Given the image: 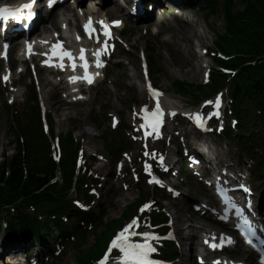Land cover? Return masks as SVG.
I'll use <instances>...</instances> for the list:
<instances>
[{
    "label": "rangeland",
    "instance_id": "374dc122",
    "mask_svg": "<svg viewBox=\"0 0 264 264\" xmlns=\"http://www.w3.org/2000/svg\"><path fill=\"white\" fill-rule=\"evenodd\" d=\"M158 4V8L154 12V14L148 17V22L136 21L134 19H126V28L123 30V33L127 35L131 45H134L133 51L130 52L126 56H122L121 59H117L115 65L113 64L110 69V76L109 79L99 85L96 89L91 92V101L93 112L90 113V107L88 104H77V105H68L65 101L63 105H60L57 102V89L51 91V95H53L51 99V103H56L55 107L58 108V113L54 110L50 117L53 118V126L56 133L62 134L67 132L70 129H73L74 123L73 120L78 121L77 133L76 138L78 140L83 141L85 138L81 137L83 134L88 139V136L94 137L92 140V145H96L95 151L104 156H106L110 161H113L109 154L106 152L104 147V143L101 140L102 135L106 132H110L111 123L108 120L109 116L108 113L112 111H117L121 114L124 122L129 121L130 111L129 108L133 103H143L145 99L139 98L138 92L132 86L130 80L128 79L129 75L131 76L134 73H138L140 76V84L143 89V77L140 73L139 67V50L144 49L146 50L147 56L150 61L153 63V76L155 78L157 86L161 87L164 90L172 91L173 86L172 84L177 81H184V82H192L194 84H201L202 83V75L199 73L197 79L189 80L186 77V71L192 68L197 62V53H196V45L198 44V40L194 38L193 45H194V52L195 57L192 60L189 54L185 51L187 46V41H181L179 45L174 44L170 39V34L174 30V28H178L183 33L187 34V26L184 23L176 21L175 18L180 19L182 22L187 19H195L199 20L201 23V27L199 30L204 34V42L201 44L202 46L209 48L212 45V41L216 40V34L221 33L225 27V22L223 20V14L212 16L210 19L206 18V13L199 9H192L188 13L176 10L168 0H156ZM122 2V0H121ZM238 6H242L243 3L241 0H235ZM120 4V1L113 0V4ZM113 4H106L104 10L107 11L113 18L116 17H124L125 18V11L123 10L122 14L115 12L112 8ZM102 11V10H101ZM60 12L57 11L56 15ZM55 15L53 16V18ZM162 20H164L162 22ZM136 21V22H135ZM208 24L210 27V31L205 29V24ZM181 26H179V25ZM170 26V28L168 27ZM180 27V28H179ZM155 31L157 29L159 33L154 37L151 34V31ZM149 33L146 34V32ZM160 36L162 38L159 40ZM14 56H16L17 52L13 50ZM130 61L128 64L127 61ZM126 67H125V66ZM181 68V73L179 76L172 74L173 71L178 72ZM193 78V77H190ZM18 79V77H17ZM17 83V82H16ZM20 83V82H19ZM52 87L50 86L49 89ZM116 91L117 96H113L109 91ZM4 91L6 93V98L3 97ZM7 89L0 84V162H2L4 156V152L8 151L7 156H12L14 153V145L12 137L10 133L11 127V116L14 109H22L23 104L21 102H16L12 106L11 110H7L5 106V102L10 100V93H7ZM17 92H19V88L13 94L16 96V100H21L22 97L17 99ZM104 93H107L106 97H101ZM123 96V99L121 98ZM96 97H99L97 100ZM95 99V100H94ZM184 101L179 100L183 105H185L189 100L190 97H186L183 99ZM49 107V105H48ZM69 116L71 118H69ZM196 138V135H193ZM229 138L226 137V134L223 137H215L216 141L224 143ZM89 141V139H88ZM83 144V142H82ZM90 151V152H91ZM258 154V153H257ZM237 156V154H236ZM105 169H103L104 173L111 171V168L108 164L103 165ZM260 176L256 177L255 185L262 187V193L264 192V173H259ZM113 179L110 181V185L113 183ZM183 186V185H182ZM119 190L118 194H113L110 188L108 199L101 204L102 209L106 210L110 207L109 215L107 220H111L112 218L119 217L123 211L127 208V206L135 201L141 192L137 191L136 188H131L130 192H126L125 188L115 187ZM199 186L195 184L192 180L189 184L183 186L181 189L184 192V198L180 204L176 203V201H171L166 203L169 207L171 212L175 211L176 216L178 217V212L184 211L187 217L190 219V223L194 224L196 230L193 234H197V230L204 226L203 228H213L215 227L213 224H209L206 221L198 219L200 215H194L191 209V202L195 199L203 200L204 196L200 194L198 191ZM198 191V192H197ZM114 192V190H113ZM145 193L151 195L150 192L144 190ZM125 194L127 196L126 199L120 197V194ZM157 200L162 199L161 196L155 195ZM121 200V201H120ZM178 202V201H177ZM174 207V208H173ZM175 209V210H174ZM198 216V217H197ZM77 225L75 221L73 223ZM103 230V227H99L98 232L100 233ZM56 238H58L57 232H55ZM1 237V234H0ZM2 239V238H1ZM95 242V237L91 236L88 240L86 248H90ZM193 248H195V243L193 242ZM31 248L33 245L30 246ZM39 250L41 248L37 246ZM35 251V249H34ZM36 252V251H35ZM35 254V253H34ZM37 255V254H35ZM76 255L78 252L74 249L69 248L67 254L62 258L60 261H56L51 264H75ZM231 257L245 261L250 264H256L253 261L251 255L244 252L243 249H239L236 252L231 253ZM48 261V260H45ZM185 264H192L190 261H187Z\"/></svg>",
    "mask_w": 264,
    "mask_h": 264
},
{
    "label": "trees",
    "instance_id": "16d2710c",
    "mask_svg": "<svg viewBox=\"0 0 264 264\" xmlns=\"http://www.w3.org/2000/svg\"><path fill=\"white\" fill-rule=\"evenodd\" d=\"M243 6L239 8L236 6L234 0H210L209 10H207V18L211 15H217L223 12L227 22V29L234 39H227L223 43L218 42V47L227 53L242 52L239 48H246V52L252 55H259L264 57V0H242ZM206 10V9H205ZM246 80H244L243 87L237 85V96L239 101L244 99L249 100L250 103L259 102L264 104V59L258 61L255 69L250 68L245 70ZM181 87L183 84L177 82ZM36 123V122H35ZM37 124V123H36ZM19 128L24 134L22 126L18 123ZM27 130L26 144L18 143V154L12 158H6L0 164V206L5 204H13L20 197L34 200V192L45 186V183L53 176V165L44 162L30 164V155L38 154L43 156L44 146L46 140L39 135L35 125L26 126ZM106 147L112 154V150L116 148L110 141L106 140ZM24 150V156L23 151ZM43 158V157H42ZM23 164L29 169V173L24 171ZM9 167L10 174L6 177V169ZM24 177L27 179L24 181ZM6 195V197L2 196ZM114 224H117L116 222ZM108 225V229L111 228ZM106 233V232H105ZM104 233V234H105ZM102 235V240L106 235ZM41 233H39V237ZM86 238V235L84 236Z\"/></svg>",
    "mask_w": 264,
    "mask_h": 264
},
{
    "label": "snow or ice",
    "instance_id": "6c2138e0",
    "mask_svg": "<svg viewBox=\"0 0 264 264\" xmlns=\"http://www.w3.org/2000/svg\"><path fill=\"white\" fill-rule=\"evenodd\" d=\"M54 3L55 0H52ZM35 0H31L29 3H25L22 6L19 7H12L9 5L0 6V19H3L5 21H8L9 19H14L16 21L23 20L25 18L31 19L34 15L33 6H34ZM27 10V11H25ZM121 22L120 21H113L112 24L119 26ZM100 24L103 29V36L105 39L101 41L100 34L97 31L95 27L94 21L89 18L88 21L84 24V30L86 34L89 36L90 39L94 38L97 43H102V47L96 49L94 52V55L96 57V66L97 67H103L104 61L101 59V56L104 54H107L110 49V39L112 38V33L110 29V25L104 22L103 20L100 21ZM77 39H81L79 35H77ZM29 53L32 52V44H28ZM86 49L81 48L80 49V55H79V61L82 62V67L84 68L85 75L83 77H77L72 76L69 77L70 80L76 81L78 79H84L88 83H92L94 80V75L89 72L90 63L86 56ZM42 55L49 56V59H46L43 61V63L49 65V66H58L61 69L65 67L64 60L67 58L69 61H71V66L73 70L77 67V57L73 54V52L70 49H66L64 47V44L62 41H58L52 44L51 46V52L50 53H42ZM58 57L60 60L59 64L53 65L52 58ZM9 79L8 76L4 77V80L7 81ZM148 89L150 93H152L155 97H157V102L155 109L153 111H149L148 107L145 106L144 108V116L143 119L145 121L144 124L141 125L142 128H149L151 127L153 131L158 130L159 126L162 123V117L164 115L163 109L161 108L159 97L162 95L158 90L152 88L151 82H148ZM207 103H212V101H208ZM217 111L213 113V115L219 116V107H220V99L217 98L215 101ZM175 115V113H172ZM192 118L195 120L196 124L200 127H204V117L201 113L197 112L194 114H191ZM151 133L146 132V135H149ZM148 153H146L147 155ZM161 160H163V157H161ZM150 168V166H148ZM155 183H160L159 180H157L155 177H153V181ZM240 187L244 188L245 191L250 192L251 189L247 188L244 185H240ZM226 204L229 205L228 209H225V211H229L231 208H237V205L232 202L231 200H226ZM250 206V202H249ZM149 204H145L141 211H143L146 208H149ZM242 213V209L237 208V216H240ZM243 223L247 226V229L252 232L253 235H255V225L253 224L252 220L249 217H244ZM134 227H139V218H134L131 220V222L123 229L121 230L114 239H112L110 246L108 247L107 251L103 254L102 258L98 261V264H108V261L111 257L113 260V264H158L157 261L153 260L151 258V253H154L157 251L156 247L153 246V243L151 241H158L161 238L156 235L155 233L148 232V231H141L136 232L132 230ZM134 236H142L144 239L143 241H136L133 240L132 237ZM230 239V238H229ZM250 245L252 244V240L249 239L247 241ZM213 247H216L215 244L212 245ZM113 249L119 250L120 255L117 256H111L113 253ZM219 264V262H217ZM262 264H264V258H262Z\"/></svg>",
    "mask_w": 264,
    "mask_h": 264
},
{
    "label": "bare ground",
    "instance_id": "6f19581e",
    "mask_svg": "<svg viewBox=\"0 0 264 264\" xmlns=\"http://www.w3.org/2000/svg\"><path fill=\"white\" fill-rule=\"evenodd\" d=\"M127 3H129V0H125ZM108 3V1H106L105 5ZM79 7H82V4L80 3ZM113 10H117L119 14L123 13V8L124 5L122 4H115L112 6ZM83 10H86V12H90L93 11L95 12L96 9L92 4H89L87 6H85L83 8ZM148 19V18H147ZM176 21L184 23L187 26V34L183 33V31H181L180 29H176L174 28V30L172 31V33L170 34L169 39L176 45H179L181 41H187V46L185 48V51L189 54L190 58L193 60L195 57V52H194V45H193V39L196 38L198 40V42L203 43L204 42V38L202 36V34L200 33L199 27H201V23L199 22V20H195V19H190L187 18L185 19L183 22L177 18H175ZM164 20H162L163 22ZM59 22L60 25H62L64 22H68V19L65 18V12L61 13L59 16ZM70 25H72L71 21L69 20ZM179 25V24H178ZM181 26V25H179ZM170 28V26H168ZM206 27L210 29V27L208 26V24L206 23ZM180 28V27H179ZM196 59H198V57H196ZM199 61V60H198ZM181 68L182 65L180 66V70L178 72L173 71L172 74L179 76L181 73ZM202 71V66L201 63H196L192 68H190L188 71H186V77H188L190 79V77H194L197 78L199 75V72ZM128 79L130 80L132 86L136 89V91L138 92V95L140 98L145 96L144 93V88L142 89V86L140 84V76L138 73H134L131 76L129 75ZM42 92H43V98L44 100H48L49 102L51 101L53 95H51V91H54L55 86H53L51 89L48 88L49 85H51V80L46 79L45 77L42 76ZM121 98L123 99V96H121ZM168 103L174 104L173 102L167 100ZM51 107L54 108L55 105L51 104ZM91 105V104H90ZM89 105V107H91ZM93 111V109L90 110V113ZM89 139V143L91 144L92 140H94V137L92 136H88ZM0 142H1V138H0ZM122 195V194H121ZM124 199L127 198V196H123ZM121 201V200H120ZM174 219L177 220V225L178 228L181 232H187L189 231L190 234L192 232H194V230L196 229V227L194 225H189V218L187 217L186 213L184 211H180L178 212V217H175ZM204 226L201 227V229H203ZM194 235V234H191ZM1 237H0V243H1ZM192 242H189L187 245H192ZM186 245V244H185ZM192 250V248H190V251ZM1 251V250H0ZM10 262V261H8ZM1 264V263H0Z\"/></svg>",
    "mask_w": 264,
    "mask_h": 264
}]
</instances>
